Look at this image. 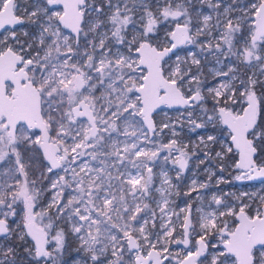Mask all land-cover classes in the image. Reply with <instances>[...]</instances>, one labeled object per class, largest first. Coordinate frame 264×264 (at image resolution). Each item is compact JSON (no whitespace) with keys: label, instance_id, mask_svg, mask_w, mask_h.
<instances>
[{"label":"snow or ice","instance_id":"1","mask_svg":"<svg viewBox=\"0 0 264 264\" xmlns=\"http://www.w3.org/2000/svg\"><path fill=\"white\" fill-rule=\"evenodd\" d=\"M202 3L0 0V264H264V191L154 187L213 145L217 185L264 184V0Z\"/></svg>","mask_w":264,"mask_h":264},{"label":"rangeland","instance_id":"2","mask_svg":"<svg viewBox=\"0 0 264 264\" xmlns=\"http://www.w3.org/2000/svg\"><path fill=\"white\" fill-rule=\"evenodd\" d=\"M21 4L24 3V0H19ZM232 0H224L223 6H227L230 4ZM29 3H31V0H29ZM195 7L198 9H204L205 12H207L206 4L202 3V0H194ZM201 67L204 74V78L206 79L208 85L214 84L216 81L213 79L211 70L217 65H215L213 58L208 57L207 60L201 61ZM195 71V67L193 68ZM167 111L168 115H165V112H160L159 116L156 117V119L159 120H167L171 118L172 121H176L178 118L184 120V126L181 128L179 125L177 126V132L179 133L177 139L182 144L187 143L189 145V148H193L199 145L200 137H204L206 139L207 135H217L219 136V129H213L211 125H208L205 128L197 129L195 132L189 131L187 120L178 117L177 112L173 110H165ZM195 117H199V110L195 113ZM161 139L164 142H167L168 139H170V133L167 129L164 130L163 135L161 136ZM213 151L208 154V156H205L206 150H200L197 151L195 155H192L191 152L189 153L190 159H189V166L188 169L185 171L184 176L181 181L177 182L175 179V170L173 166L171 165V162L165 163L162 159L158 160L156 163V166L154 167L153 171L157 174V178L154 183V187H158L161 183L162 177H159V173L161 171H167L169 174V177L172 178L173 184L179 183V191L180 195L176 196L173 195L172 199L175 201L176 204L183 205L186 199H192L193 202V209H195L198 206H205L206 210L207 205L211 202V197L213 194L216 195H223L225 193H232L235 192L239 194L241 191H248L250 193H257L264 191V184L261 182L258 183H248V182H232L227 184H219L217 185L216 181L217 178L220 175L225 176L228 180H232V177L228 175V172L221 173L219 171L220 161L215 158V151H219L218 145L212 146ZM164 155V153H161V157ZM203 161V163H201ZM41 164V160L37 159L34 162V168H38ZM212 173H215V175H212L211 181H209V175ZM196 179L197 184L200 183H208L209 186L206 189H198L197 192H192L191 197H185L184 193L189 191V188L191 186V180ZM155 195V194H154ZM200 195L202 197L201 200L194 199ZM214 207V205H213ZM21 264H25V262H21Z\"/></svg>","mask_w":264,"mask_h":264},{"label":"water","instance_id":"3","mask_svg":"<svg viewBox=\"0 0 264 264\" xmlns=\"http://www.w3.org/2000/svg\"><path fill=\"white\" fill-rule=\"evenodd\" d=\"M246 182H248V183H258L260 181H246Z\"/></svg>","mask_w":264,"mask_h":264}]
</instances>
